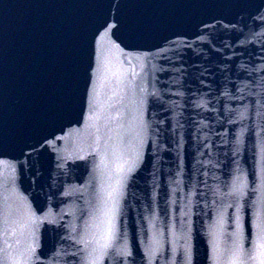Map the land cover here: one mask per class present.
<instances>
[{"label": "water", "instance_id": "1", "mask_svg": "<svg viewBox=\"0 0 264 264\" xmlns=\"http://www.w3.org/2000/svg\"><path fill=\"white\" fill-rule=\"evenodd\" d=\"M257 12H264V0L235 2L87 220L93 232L109 220L114 225L99 264H186L185 248L192 264H212L205 259L206 252L212 256L207 225L221 204L224 230H235L239 215L251 248L249 219L264 198L257 180L264 170V105L256 103L264 100V22L252 19ZM233 175L242 181L236 198L226 195ZM163 224L174 227L149 254L153 225ZM83 232L84 226L55 264H88L75 243Z\"/></svg>", "mask_w": 264, "mask_h": 264}, {"label": "snow or ice", "instance_id": "2", "mask_svg": "<svg viewBox=\"0 0 264 264\" xmlns=\"http://www.w3.org/2000/svg\"><path fill=\"white\" fill-rule=\"evenodd\" d=\"M131 4L145 9L178 8L194 6V0H131ZM58 6L88 9L97 6V0H59ZM117 7L125 8L126 5L121 3ZM256 17L264 22V12H257L252 19L255 20ZM174 23L172 16L149 12L141 15L122 13L112 23L107 16L100 21L86 12H74L63 19L27 17L14 27L12 41L15 51L11 65L7 51L8 33L0 23V167L12 170L14 158L10 156V152L19 148L23 153L24 147L31 148L32 145L27 142L41 130L52 127L63 119H68L71 123L70 117L79 86L85 47L89 57L85 70L88 73L85 87L90 115L84 118V128L88 129L95 127L89 122L95 119L96 84L104 72L102 58L104 42L120 48L122 45L127 46L129 41L171 27ZM129 87L132 88L134 95L144 92V89L138 85ZM151 94L155 95L154 92ZM140 103L142 104L143 101L141 100ZM256 103L264 105V100H258ZM120 115L123 116V113ZM59 132L62 135L52 132L43 137L44 145L52 148L55 141L66 140L73 133H79L80 129L69 128L65 131L61 126ZM91 135L89 133V136ZM257 180L260 181V188L264 189V170L257 176ZM226 187L228 188L226 195L229 197L236 198L243 195L239 175H233L231 183ZM204 195L201 194L202 198ZM235 203L238 206L237 210L240 211L239 199H236ZM255 203L258 207L253 213L254 219H249L248 228V242L251 248H245V237L241 230L243 225L239 215L235 218V230L231 232L224 230L225 215L221 204L220 210L213 215L211 223L207 225L212 256L209 257L206 252L205 259H211L212 264H264V198ZM227 207L233 205L228 204ZM203 215L207 216L208 213L203 212ZM231 219L229 217V220ZM31 222L30 217L12 222L8 231L13 236L19 233L24 239L21 241L17 238L15 244L8 245L13 251L5 250L2 264H30L35 255L33 250L35 241L28 242ZM90 227L93 226L85 221L84 232L75 243L82 245L79 251L87 254L88 264H99V257L105 253L114 235V225L109 220L103 230L96 232L90 231ZM94 227L99 229L100 226L94 225ZM172 227L174 226L163 224L162 227L156 228L153 225L155 231L149 237V254L159 250L164 230L171 231ZM72 255L75 256L76 253L73 252ZM190 255V249L185 248L186 264H192Z\"/></svg>", "mask_w": 264, "mask_h": 264}]
</instances>
